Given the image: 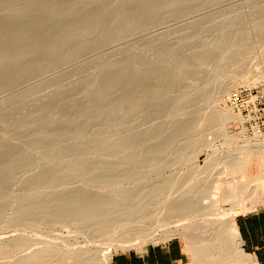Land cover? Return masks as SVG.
<instances>
[{"label": "rangeland", "instance_id": "374dc122", "mask_svg": "<svg viewBox=\"0 0 264 264\" xmlns=\"http://www.w3.org/2000/svg\"><path fill=\"white\" fill-rule=\"evenodd\" d=\"M96 1L0 0V7L5 4L0 20H6L14 10L19 12V22L34 16L35 25L30 30L31 38H38L36 41L43 43L51 41L47 35L51 28L47 27L55 23V11L60 7L74 11L76 7L73 13L71 11L65 14L69 28L66 25L59 28L60 32L70 33L66 43L45 46L29 63L17 70H0V102L3 101L0 103V134L9 133L10 127L19 124L30 107L29 103L43 93L72 79L83 77L111 60L126 57L129 44L128 21L125 15H119L123 3H113L106 10L109 7L108 0H100L95 6ZM162 3L165 10L161 8L154 16L153 32L158 35V39L151 40L148 49L152 53L157 48L161 54L170 57L166 65L158 69L150 67L148 71L154 73L148 76L145 88L147 92L154 88L159 92L167 91V96H152L150 102L154 105L156 103L157 109L150 106L141 118V125L147 128L146 146L133 148L127 145L130 79L128 70L118 66L102 79L98 97L93 102L95 117L87 119L85 126L78 130V134L88 143H95L94 147L87 144L80 148L58 150L52 159L44 162L38 157L46 150L45 143L26 140L22 145L23 152L32 150L31 156L13 165L10 175L0 181V237L5 238L0 242V264H61L66 259L63 256L64 249L74 250L84 245L94 246L98 254L103 256L108 251L112 254V259L119 252L141 250L149 245L165 244L169 240H178L182 244L185 253L183 264H218L230 257L227 263H233L236 259H253L257 264H264L242 247L239 251L232 250L227 256L214 254L195 261L190 251L191 244H186L188 242L183 235H172L163 242L145 238L147 242H143L140 247L119 246L118 241L124 237L143 240L154 227L157 217L153 212L155 200L148 202L129 196L131 190L137 191L139 187L145 190L155 189V199L169 193L170 196L181 194L189 201L192 197V193L188 191L192 188L190 182L200 177L209 181L213 179V190L218 193L214 205L207 210L208 215L198 216L204 212L201 210L187 218L159 217L157 222L159 226L170 223L192 231L193 228L187 224L188 219L206 217L210 223L199 235L210 237L209 235L225 231L224 227H220V220L229 211L230 200L221 196L222 187L227 182L223 183L219 179L223 175L229 178L232 174L230 180L233 179V183L234 180L235 183H247L255 177H264V153L253 154L242 148H228L222 145L216 126L200 130L198 125L203 120L201 117L204 118L202 115L210 112L217 102L215 92L218 81L228 77L231 73L230 66L236 63L232 64V58L228 59L229 50H233L232 40L246 41L244 36L250 35L253 31L251 27L260 22L263 23L254 32L264 30V0H163ZM100 11H104L103 14L95 16ZM93 13L95 14L85 20L82 26H74L82 15ZM41 23L48 25L42 28ZM19 24L7 33L9 37L20 31ZM5 30V24H0V35ZM80 39L83 41L80 42ZM221 40L224 43L217 48ZM204 55L208 56L207 60L198 63ZM232 57L234 61L238 59L235 55ZM181 61H186L188 67L180 70V75L173 81L153 76L174 69ZM248 61L240 64L239 68H247ZM252 90L264 94V90ZM186 92L190 93V97L182 103ZM77 109L80 110L81 106ZM62 113L67 112L63 110ZM205 116L208 118L209 115ZM25 121L28 123L21 133L27 136L44 129L43 125L34 121ZM243 125L246 128L244 136H251L253 132L245 123L241 126ZM242 127L232 121L226 124L224 131L237 135ZM205 141H214V147L206 148L195 158L181 156L193 151L194 142ZM141 152L148 155L140 156ZM157 153L160 156L151 163ZM214 153L220 156L215 165L193 174L205 166L206 159ZM134 154L139 156L133 157ZM228 154L233 155V158H227ZM45 167L50 168V175L38 179L37 176ZM232 181H228L230 184H226L227 187L235 185ZM154 194L151 195L155 197ZM212 194L210 192L202 202H208ZM77 197H81L82 201L79 207L71 211V215L76 216L82 212V216L80 213L79 216L84 221V227L79 229L71 224L55 221L62 209L60 204L57 205V200L61 198L70 201ZM29 198L35 199L25 205ZM128 204H150L152 209L140 222L133 216L124 220L122 211L125 206L128 209ZM259 210H264V206L240 208L233 215ZM10 213L15 215L9 217ZM100 214L103 215L98 221ZM100 223L105 225V231L90 235L91 230ZM10 235L26 237L27 241L20 238L9 239ZM29 253H34L36 257L26 261L24 256Z\"/></svg>", "mask_w": 264, "mask_h": 264}, {"label": "bare ground", "instance_id": "6f19581e", "mask_svg": "<svg viewBox=\"0 0 264 264\" xmlns=\"http://www.w3.org/2000/svg\"><path fill=\"white\" fill-rule=\"evenodd\" d=\"M162 1L163 0L107 1L109 7L107 6L106 10H109L113 6V3H123V8L119 11V15H125L128 21L129 44L126 57L122 60H111L99 66L91 73L83 77L72 79L32 100L29 103L30 107L28 108V111L24 113V119L20 121L19 124L10 127L9 133L4 132L0 134V181L4 180L6 176L10 175L9 172L12 170L13 165L18 164L31 156L32 150L23 152L24 149L22 148V145L26 140H29V142L32 143H45L46 150L43 151L41 156L38 157V159L43 160L44 162L52 159L58 150L80 148L87 144L88 146L94 147L95 143H88L87 140L81 136V134H78V130L85 126L87 119H91L93 116L95 117L96 108L93 105V102L98 97L102 79H104L105 75L113 71V69L118 66L128 70L127 74L130 79L129 96L131 105L128 111L130 117V126L127 137V145L128 147L133 148H141L146 146L145 143L147 142V128L141 125V118L144 115V112L150 109V106L153 105L154 108L156 107V103L154 105L152 102H150V99L153 98L152 96H159L160 98L167 96V91L159 92V90L154 88L147 92L145 88V83L148 76L154 73L148 71L150 67L158 69L160 66L166 65L170 57L161 54L157 48L152 53L148 49V47L151 46L149 42L151 40L158 39V35L156 36V34L153 32L154 16L159 10H161V8L165 10V6H163ZM99 3L100 0H97L94 5L97 6ZM4 7L5 4L0 7V13H2ZM75 9L76 7L74 8V11ZM71 11L72 10H66L64 7H60L54 13V24L50 25V27H47L48 24L45 23L43 25V23H41L43 25L42 28H51L47 34L51 41L47 43L37 42L36 39L38 38L35 40H32L31 38L32 34L30 33V30L32 26L35 25L34 16L19 22L17 20L19 12L18 10H14L8 14V18L6 20H0V24H5L6 26L4 34L0 35V70H17L23 65L29 63L34 58L35 54L45 46L49 44L57 46L66 43L68 41L67 37L70 35V33L69 31L60 32L59 28L66 25L67 17H65V14L70 13ZM74 11H72V13ZM103 12L104 11L97 12L95 16L100 17ZM94 14L95 13L82 15V17H80L81 19H78V22L75 23L74 26H82L83 22ZM18 23H20V31H18L15 36L9 37L7 33H9L11 28ZM262 23L263 22H260L258 25L251 27V30L253 31L250 33V35L247 37L244 36L247 38V40H243L246 41L243 42L238 39L232 40L233 50H229L228 59L232 58V64L236 62V65L234 64L233 66H230L231 73H229L228 77L218 81V88L215 92L217 102L214 104V107L210 112L204 113V115H202L204 116V118L201 117L203 120L198 122L200 130L207 129L210 126L212 127V125L216 126L219 130L218 132L220 133L222 145H225L228 148H242L253 154L264 153V133L253 132L251 136L245 137L244 131H246V128L244 125L243 127L241 126L244 121L234 110L233 106L228 103L227 98L230 94L231 88L236 89L242 86L249 89L256 88L260 90V92L264 90V30L260 33L254 32V30H256ZM80 40V42L83 41L82 39ZM173 40H171L172 43ZM167 41L169 40L167 39ZM223 43V40H221L217 44V48L222 47ZM234 55L238 58L236 61H234V57H232ZM207 57L208 56L204 55L200 58L198 63H203L205 60H207ZM247 57L250 59L249 61ZM245 60L248 61L247 65L249 64V66L243 70L239 68V65L243 62H246ZM187 67L188 63L186 61H181L174 69L165 73L154 74L153 76L157 79L173 81V79L180 75V70H184ZM223 96H225V98H223ZM189 97L190 93L186 92L181 102L184 103ZM2 102L3 101L0 103ZM79 106H81L80 110L77 109ZM63 110H65L67 113H62ZM206 114L207 116H213V118L209 116L206 118ZM25 119L43 125L44 129L31 132L28 136L21 133L26 123H28L25 121ZM232 121L239 123L240 127H242V129H240V133L237 135L227 134L224 131L226 124ZM65 135L67 136L63 137ZM192 145V148H194L193 151H191L188 155L181 154L182 157L195 158L200 152L205 151L206 148L214 147L215 142H194ZM140 154V156L148 155L143 152ZM132 156L138 157L139 155L134 154ZM159 156V153L155 154L154 160L150 162H155ZM230 156L233 158V155L231 154H228L227 158ZM218 158H220V156H218L216 153L211 154L206 159L205 166L194 171L193 174H197L198 172L201 173L207 168H212L216 161H218ZM228 166L232 167V165ZM50 172V168L45 167L43 171L37 176V178H46L50 175ZM230 178H232V174L229 178L223 175L219 181H222L223 183L227 182L226 184L228 185L231 183L230 181L233 180H230ZM242 179L246 180V178ZM213 181V179L209 181L204 177H200L194 182H190L192 188H190L188 191L192 193V197L189 201L181 194H179L180 196H170L169 193H164L168 194L169 196L164 195L165 197L155 199V189L145 190L139 187V190L137 187V191L135 189L131 190L129 192V196H133L137 199H144L148 202L155 200L156 203L154 204L155 206L153 208V212H155L157 217L153 223L154 227H152L144 237L142 236L143 240H137L136 237H124L122 240L118 241L120 243L119 246L140 247L143 245V242H147L144 240L145 238L146 240L163 242L169 239L172 235H183L185 240L188 242L186 244H191L190 246L192 247V250H189L192 252L193 259L195 261H201L205 257L212 256L214 254H218L223 257L229 255L232 250H241V240L235 225V214L233 215V213L237 212L236 210L240 208H252V206L257 207L259 205L264 206V177L261 176L255 177L253 181L247 183L246 181H244L245 183L240 181H236L235 183L234 180V183L232 181V184H235L233 187L232 185L229 187H227L226 184L223 185L221 196L223 199L230 200L229 211L223 215L220 220V227L225 228L224 232L220 231V233L214 234L213 236L209 235L210 237L199 235L200 232H203L207 229V226L210 223L207 221L206 217L203 219H195L197 217L188 219L189 221L187 224L193 228L192 231H186V229L183 227H180L179 225H171L170 223L160 226L157 224V222H159V217L167 218L170 216H178L180 218H187L188 216L193 215L201 210L204 212L198 216L208 215L207 210L214 205L218 193L217 191L213 190V188H215ZM228 181L230 183H228ZM210 192L213 194L210 196L209 201L202 202V199L205 198ZM151 194H154L155 197H153ZM31 199L32 198L27 199L25 205L28 204V201L33 202L35 198L33 200ZM81 201V197L73 198L70 201H64L59 198L57 200V205L60 204L62 209L61 214L57 215V219L55 221L60 223H68L73 225L75 228L82 229L84 227V221L80 219L82 212H79L81 215L79 213L76 216L71 215V211L74 210L75 207H79ZM150 204L139 206L136 205L137 207L128 204L127 210L125 209L126 206H123V211L125 212L123 213L122 211V218L125 220L128 217L133 216L137 222H140L141 220H144L147 212L152 209ZM132 206L134 207L133 209L131 208ZM82 211L84 212V210ZM14 215L15 214L10 213L9 217H13ZM100 215H96L98 216V221L100 219L99 217H102L103 214ZM103 226L105 225L102 223H100L98 226H95L91 230L90 235L104 232L106 228ZM144 230H146L145 227ZM8 238H20L27 241V238L23 236L15 237L10 235ZM191 238L193 239L191 240ZM4 239L5 238L0 237V242ZM214 242H218V244H213ZM63 251V256L66 257V259L63 260L61 264H109L112 256V254L108 251L105 254L103 253L104 256L98 254L99 252L96 251L94 246L85 245L83 247L78 246V248L74 250L64 249ZM24 257L26 261H31L36 256H34V253H29ZM230 259L224 261L221 260V262L218 264H257V262H255L253 259H249L247 261L245 259H236L233 263H227Z\"/></svg>", "mask_w": 264, "mask_h": 264}, {"label": "crops", "instance_id": "0c3cea01", "mask_svg": "<svg viewBox=\"0 0 264 264\" xmlns=\"http://www.w3.org/2000/svg\"><path fill=\"white\" fill-rule=\"evenodd\" d=\"M241 247L264 263V210L235 216ZM185 253L178 240L119 252L109 264H183Z\"/></svg>", "mask_w": 264, "mask_h": 264}, {"label": "built area", "instance_id": "2783aa9c", "mask_svg": "<svg viewBox=\"0 0 264 264\" xmlns=\"http://www.w3.org/2000/svg\"><path fill=\"white\" fill-rule=\"evenodd\" d=\"M227 101L251 132L264 133V94L238 87L230 92Z\"/></svg>", "mask_w": 264, "mask_h": 264}]
</instances>
